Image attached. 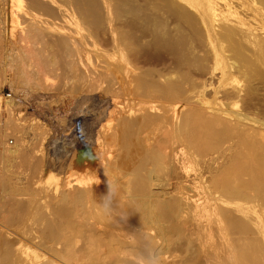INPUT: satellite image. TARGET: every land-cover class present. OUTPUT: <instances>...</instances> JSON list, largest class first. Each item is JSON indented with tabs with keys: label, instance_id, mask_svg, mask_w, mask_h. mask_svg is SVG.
<instances>
[{
	"label": "bare ground",
	"instance_id": "obj_1",
	"mask_svg": "<svg viewBox=\"0 0 264 264\" xmlns=\"http://www.w3.org/2000/svg\"><path fill=\"white\" fill-rule=\"evenodd\" d=\"M240 1V4L244 3L249 6V9H247L248 15L238 20L234 19L233 22L229 23L232 17L239 15L235 13V11L231 12V20L229 19L228 21L227 19L226 22L228 23H224L229 29L226 30L227 27L225 28L224 26L225 29L223 28L224 32L222 35L218 34L219 36L217 38H211L215 42L213 54L214 56L219 54L222 55L226 51L227 46L224 45L226 43L234 52L233 58L239 62V64L241 63L242 71L246 72L248 75H252L253 80L256 78L253 82H258L260 85L263 83L261 86L264 87V36H262L261 32L258 30H252V27L264 29V1ZM188 2H186V0H0V25L5 23L3 21L5 18V20L13 26L16 17H19V13L26 15L25 17H31L30 22L33 21L34 24L24 29V35L28 37V40L30 39L31 43H35L34 45H36V48L40 44L41 53L39 52V48H37L38 50L36 49L40 54L43 52L48 53L49 51L47 52L45 49L47 48V50H49L48 48L50 47V49L53 50H60L61 53L63 47H65V49L68 48L67 50L71 49V45L68 46V44L72 43L81 49L89 47L92 50L96 47V40L98 39L99 32L105 28L106 32L102 30V35L104 32V35L107 37L106 42L110 47L112 45V50L110 51L114 49L115 52H113V54L115 53L114 56L116 55L117 58L116 64L112 65L111 68L108 67L109 65H107V67L111 69L110 71L112 75L114 74L113 76L117 73L116 76H118L119 80L118 78L116 79L119 82L123 79L125 85L122 87L127 96L123 95L126 99L132 96L136 97L134 99L138 101L121 102L122 108L124 110L127 109L126 112L124 111L123 113H127L129 116H122L118 119L115 118V124L111 127L112 131H110V133L108 132L106 136L107 139L109 138L111 140L110 143L117 144L115 145V149L117 146L120 149L119 151L117 150V152L112 151V149L114 150V144H111L112 149L110 148L109 152L111 153L112 151L115 155L113 154L109 157V154V158L107 156L104 159L102 158L104 160L103 163L96 164L95 173L89 180L85 182L82 181V184H80L77 189L72 188L66 191V188V192L62 191V193L64 192L63 194H60V191L58 193L59 196L55 199H53L54 196L52 198L49 197V199L43 196V199H48L47 201L44 200V203L40 202L43 199L37 194L31 197L30 195H32V192L28 195L30 198L25 197L27 200L24 204L20 205L23 207L18 206L19 208L17 207L12 210L9 217H5L6 219L4 218L3 220L1 219V223L17 231L20 239L23 241H30V244L34 243V249L37 250L33 251L29 249L30 252L24 250V247L19 241L14 239L13 241L6 242L1 235L0 264H208V262L211 263L214 259H209L212 255H209V258L207 257L208 255H206L205 258V252H208V254L211 253V251H206V249L208 250L212 247L210 246L211 243H217V237L218 242L221 240L225 246L227 245L225 247V251L227 252L222 253L223 249L221 250V248L220 252L222 254L228 253V256H221L218 249L219 245H216L218 248H215L214 245L213 247L215 249L212 248V252L218 249L216 250L217 253H219L218 255L227 259L226 261L223 260L225 261L222 262L223 264H264V124L260 126V128L263 126V129L258 130L259 127L256 128L251 124L249 125V123L247 125L241 124L239 120L242 115H239L240 117H236L235 115L232 120H226V122L221 124L222 127L220 126V129H215L216 126L213 127L216 121H219L220 117L218 118L217 116L218 119H216L212 117V114H209L208 103L205 100V96H207L205 91L208 89L205 88L204 90V87L200 86L201 82L198 85L196 79L191 77L189 67H186L189 69L182 68H185V64L190 66L188 64H193V62L200 61V58L206 57L205 55L208 50L206 52L202 51L204 47L201 48V44L197 40L199 35H203L204 32V36L206 37L205 41L211 42L210 37L206 33L207 30L205 31L207 27L206 23H204L206 26H203L204 20L202 21V16L196 10L195 11L199 13V15L195 14V12H193L194 9L192 12L189 11L192 9L191 7L193 5L190 4L191 6L189 7ZM200 3L203 4L201 8L204 6L209 13L214 15V4L212 7L206 5L209 3V0H200ZM122 5H125V7L127 6V10H124L126 11V15L129 16H126L125 20L122 19L124 21V28L118 27L117 24V27L111 25L114 19L117 20V11ZM195 6L193 7L195 8ZM198 9L197 7V10ZM124 10H119L120 14L123 12V15L121 14L122 16H125ZM215 16L216 15L210 17L215 19L217 17ZM54 17H59L60 19L68 18V23H65L70 26L72 36H65V38H58V36H55L53 39L52 35L44 33L46 29L49 30L51 26L49 20L52 18L55 19ZM53 19L51 21H53ZM221 19L222 18L219 17L216 18L215 21L218 20V22H222ZM27 23L28 25L30 24L29 19ZM227 24H229L230 27ZM199 25H202V27ZM67 28L69 34V27ZM234 28L241 31L240 33L245 29H249L248 34L245 33L244 35L242 33L245 38L241 36L248 45V49L245 47L246 45H242V42L239 43V41L236 40L235 36L238 34L235 35V32L237 33L238 31H234ZM239 36L237 37L240 38ZM100 37L99 40H101ZM25 38L20 39L19 37L20 40ZM199 39L201 41V37H199ZM241 40L242 39H240V41ZM37 42L39 44H36ZM212 43L213 42L209 44ZM19 45L21 46V44ZM147 45L150 46V49L153 48V51L159 47L161 50L162 48L164 50L165 48L162 47L164 45H166V49L170 47V50L168 49L169 51H165L168 52V54L170 53L171 56L175 55V58L171 57L170 54L167 55L165 52L159 54L161 56L165 54V56H163L164 58L166 55L172 59L174 58L176 67L172 59L171 64H173L175 69L171 68V71L168 72L166 70L169 69V67L164 69L165 67L163 66V70L167 72L164 74L163 72L165 71L160 73L161 71L150 70L151 67L148 68L149 70L147 68L146 70H140L139 68H132L133 70H129L127 67L129 66L130 68V64L131 67H133L135 61V57L133 56L134 58H131L133 61L130 63L128 59V55L130 56L131 54L130 52L135 51V53H138L136 50L143 47H147L146 49L148 50ZM146 49H143L145 53L147 52ZM243 49L251 53L250 58H245L243 56L241 52ZM53 50L51 52H53ZM104 51L106 52V50ZM139 51L141 53V50ZM210 51L213 52L211 49ZM37 52L36 56L39 54H37ZM158 52L157 49L154 53L156 54ZM60 53H58L59 57L61 56ZM111 53L112 52H110V54ZM147 53L149 54V52ZM151 53L153 52H150V54ZM48 54L45 55L48 57ZM50 54L52 56L53 53ZM29 55L32 56V54ZM94 55L95 54H93V56ZM55 56H57V54ZM20 59H22V57ZM33 60H35V58ZM165 60L167 61L169 58L161 60L162 64ZM198 63H201L200 65L204 67L201 61ZM29 64L31 65V63ZM50 64L52 65L54 63ZM127 64L128 66L126 69L131 71L128 72L130 74L124 72L122 68L123 65L125 67ZM179 64H181L180 69L182 68L184 71L177 67ZM195 64L194 67L199 66L198 68H201V71H193L191 68V71L196 72L194 74L202 72V69L205 70V68L200 67L199 64L198 66ZM46 66L49 67V65ZM166 66L170 65L167 63ZM192 66L193 65H191V67ZM196 67L194 70L197 69ZM16 68L17 67H15V69ZM19 68L21 69L22 67ZM100 68L101 70L104 69V67ZM210 69L213 70L214 67ZM234 70L236 71V69ZM10 71L12 70L10 69ZM24 71L27 70L25 69ZM113 71L115 72L113 73ZM237 71L239 72L238 69ZM88 73H91V71L89 70ZM93 73L94 72L91 73L92 79L93 76H95V73ZM123 73L125 74L124 77ZM37 74L39 73L37 72ZM61 74L64 76L66 73ZM83 76L84 75H82V77ZM89 77L90 75H88V78ZM77 78L79 80L80 77ZM96 78L97 74L94 79ZM192 78L195 81H193ZM250 78L251 76H249V79ZM108 79L110 82L109 76ZM160 79H162V81H160ZM115 80L112 84H117ZM221 81L222 80H220V82ZM120 83L118 84L119 86L122 85ZM202 84L205 86L206 83L204 82ZM206 85L205 87H210V84ZM107 88L109 87H105L104 89L106 90ZM248 88L250 89L249 86ZM111 89L112 91L115 90H113V88H110V90ZM237 89L238 87L236 85L235 90ZM135 90L141 92L138 93V91ZM245 90L248 92L247 89ZM252 90L250 91L251 94L257 91L254 89L255 92H253ZM136 92L138 95L134 94ZM219 92L216 93L218 94ZM240 92L241 90L239 93H235L240 95ZM247 92L244 93L247 95L249 94V92ZM116 93L118 92H115V95L118 96ZM213 94L215 95V93ZM123 95L121 96L123 97ZM224 96L227 97V94L223 95V97ZM242 98L239 96V99ZM230 100L233 99L231 98ZM116 103L117 102L114 104ZM118 103H120V101ZM219 103L220 102H218V104ZM230 103V105L237 107L236 102ZM132 105H134V107H132ZM220 105L222 104L220 103ZM227 106L228 105H226V108ZM133 109L138 110L136 111ZM154 109L159 111H154ZM132 110L136 112L135 115L132 114ZM152 110L153 112H151ZM211 111L214 112L216 110L211 109ZM153 114L158 117H156V120L152 119ZM207 114L211 115V117H208ZM245 117L248 118L247 115L244 116V119ZM161 119H165L163 122L166 121L167 127L164 126L166 125L165 123H162L164 124L163 128L167 129H161V135L159 131L158 136L160 137L156 136L154 139L149 137V139H151L147 140V138H144V135H142L144 139L140 138V135L146 130L147 125L150 124L148 133H152L154 129H156L155 122L158 120L161 121ZM221 119H224V117H221ZM108 120L110 121L111 119ZM245 120L242 122L246 123L247 121ZM255 121L257 120L255 119ZM158 123L156 125L160 127ZM220 123L221 120L219 121V124ZM257 126H259V124ZM160 128L158 130H160ZM158 130H155V132H158ZM164 130H166V132H164ZM153 135L152 133V137ZM110 140L105 141L106 143L103 142L105 146L108 144L110 147L108 142ZM105 152L104 150V153ZM225 152L229 153L227 154L228 157L224 156ZM200 168L203 169V173L209 175L208 181H206L207 186L203 181V186L206 187L203 189L204 192L202 197H199L200 200L202 199L199 203H197L199 198L191 201L192 197L190 199V196L183 192L188 196L187 198L190 199L189 204V199L187 200L185 196L184 198L186 200L178 196L180 192L177 193V191L181 190L182 186H179L181 189L178 188L180 182L176 183V181L181 173H184L183 176H185L186 173L189 174V172L200 174L201 171L198 170ZM119 171H121L120 173L122 174H120ZM179 172L181 173L179 174ZM48 185L49 184H47L46 188ZM169 187L172 188V191L177 190V195L176 193H171L172 195L168 194V192L166 193L165 188ZM153 188L159 189V192L155 189L154 192ZM14 191L20 194L22 193L19 192L22 191V189ZM211 203L212 205L214 204L213 210L212 206H210L211 209L209 208L212 211L206 208V204L210 205ZM259 210L263 211L261 214L263 217H260V214L258 215L257 212H259ZM7 213L9 212H6V214ZM211 216H213L214 219ZM210 217L213 219L212 221ZM203 219L207 222H204L206 224L202 223ZM1 223V227H4ZM231 231L234 232L233 234H236L234 239H229L227 236H232V233H230ZM213 232L214 234L216 232L215 235H217L214 243ZM210 237L213 239H210ZM208 238V242L211 240L212 242H209V246H207L209 248L205 247V252L203 251L201 255L199 253L201 251L200 246L204 243L207 244ZM194 241H196V246L199 245V250L194 249ZM221 243L222 242L219 244ZM222 244L220 247H222ZM18 245H20V247L15 248V246ZM9 246L11 247L9 248ZM195 248H198V246ZM22 253L24 255H22ZM213 256L212 258H215V253ZM216 258L217 261H219L217 256ZM214 263L212 262V264ZM220 263L221 262H219V264ZM216 264H218V262Z\"/></svg>",
	"mask_w": 264,
	"mask_h": 264
},
{
	"label": "rangeland",
	"instance_id": "obj_2",
	"mask_svg": "<svg viewBox=\"0 0 264 264\" xmlns=\"http://www.w3.org/2000/svg\"><path fill=\"white\" fill-rule=\"evenodd\" d=\"M191 1H193L194 3ZM224 1L223 0H209V3L206 4V5L211 6V7L214 4L213 5V11L215 13L213 12V14L217 16V17L215 16L216 18H219V17L222 18L221 19L222 22L224 20V22L222 23V22H218V20L215 21L216 18L212 19V17H214V15L209 13V11L204 6H203V8H201V5H203V4L200 3V0L199 1L198 0L197 1L196 0L195 1L194 0H186V2H188V4H189V7L191 5H193V6L196 5L195 8L193 6L191 7L192 9L189 8L190 9L189 11L192 12L194 9L193 12H195V14L199 15V13H200V15L202 16V17L200 16L202 18V21L204 20L203 26L207 25L206 29H205V27H204V29H205V31L207 30L206 33L208 34L210 39L212 37L217 38L219 35L223 34L224 29L227 27L226 24H224V23H228V22H226L227 19H228V21H229V19L231 20V17H232L231 12L235 11V13H238L239 15L236 16L237 18L232 17V20L229 21V23L233 22L234 19L238 20V19H241V17L248 15L247 9H249V6L247 4L246 5L244 3L240 4L241 3L240 0H224ZM195 2H196V4H195ZM197 3L200 5V7ZM218 5H219V7H218ZM197 7L199 8L198 10H197ZM119 8H120L119 10H124V9L127 10L126 9L127 6L125 7V5L124 6L122 5ZM119 10L117 11V14H118L116 17L117 20L114 19V21L111 22V25H114L116 27L118 25V27L124 28V21L123 20H125L126 16H128V15H126V11L124 10L125 16H122L123 12H121V14H122L121 15ZM195 10L199 13H197ZM216 11L218 12V14ZM5 14H4V16H5ZM18 16L19 17L18 18L16 17V19L13 23V26H11L5 20V18L3 19V21L5 23H2L0 25V223H1V219L3 220L5 217L7 218L10 216V213L12 212L13 209L17 208L18 206L23 207L20 205L24 204V202L27 200V198H30L28 195H30L32 192L34 194L32 193V195H30L31 197H34L37 194L40 197H42V199L44 197L45 198L48 197V199H49V197L52 198L53 196H54L53 199H55L59 196L58 193L60 191H61L60 194H63L64 192L62 193V191H65L66 188H67L66 191H68L72 188L77 189V187L79 188L80 184H82V181L85 182V181L89 180L93 176V174L95 173L96 166H97L96 164H99L101 162L103 163V161H104L103 159L106 158V156L108 157L110 154L109 157H111V155L114 154V153H112V151L117 152V150L119 151V149H120L118 146L115 149V147H116L115 145H117V144L113 143L114 144V150H113L111 148V146L113 144L110 143L111 140L109 138L107 139L106 136L108 135V132L110 133V131H112L111 127H113L115 124L114 123L115 118L118 119L119 117H122V116L123 117L129 116V115H127V113H123L124 111L126 112L127 109L124 110L122 108L123 107L122 103H124V102L126 103L128 101L138 102V101H136L137 99H134L136 97L131 96L130 97L131 99L129 97H128V99H126L125 96H127V94L124 92V88L122 87L123 85H125L123 83V79L120 80V82H122V83H120L118 81L119 80L118 76H116L117 73L115 74V76H113L114 74L112 75V73L110 71L111 69H108V67L111 68L112 65L116 64L117 58H116V55L114 56L115 53L113 54V52H115V50L113 49V51H110V50H112V48H111L112 45L110 44L111 45V47H110L109 44L106 42L107 37H106V35H104V32L102 35V30H104L106 32L105 28L99 32L98 39L96 40V47H97V48L95 47L96 51H95V48H93L91 50V48H89V47H86L85 49H81L80 47H77L76 45H74L72 43L73 45L68 44V46L71 45L70 46L71 49L67 50L68 48L65 49V47H63V51H61V53H60V50L50 49L51 47L48 48L49 50H47V48H46L45 50L47 52L49 51L48 52L49 54L53 53L52 54L53 58H52L51 54L49 55L48 53H45V52L40 54L41 53L40 52L41 46L39 47L40 44L38 42L36 44H39L37 46V48H39L40 53L37 52L36 51V49H37L36 45H34L35 43H31L30 39L28 40V37H26L24 35L25 34L24 29L26 27H29L30 25L34 24L33 21H31L33 23L30 22L31 17L27 16L28 17L27 18V17H25L26 15H23L21 13H19ZM210 16H212V17H210ZM120 17H122V18H120ZM205 17H206V19H205ZM25 18H26V20H25ZM54 18L55 19L52 18L53 21H51L52 19L49 20V24L51 26H50L49 30L46 29V31H44V33H46L48 35H52L53 39L55 36L56 37L58 36V38H63V37L65 38V36L66 37L72 36V34L70 32V26L66 24V23H68V20H67L68 18L67 19L66 18L60 19L59 17H54ZM56 18L60 19V20H57ZM28 19H29V23H30L29 25L27 23ZM42 19H44V18H42ZM19 21L20 22L22 21L20 25H19V23H20ZM204 23H206V25ZM53 24H54V26H53ZM26 25H28V26H26ZM227 25L229 26V24H227ZM199 26L202 27V25H199ZM224 26H225V28H224ZM67 27H69V34H68V30H67L68 28ZM227 29H229V28L227 27L226 30ZM245 30L242 31V33L244 35H245V33L248 34L249 29H245ZM252 30H258L259 32H261L262 36H264L263 35L264 29L252 27ZM47 31H48V33H47ZM234 31H238L237 33L235 32V35L238 34L237 36L242 34V33H240L241 31L236 30V28H234ZM243 34L239 36L240 38H238L237 36H235V38H236V40L239 41V43L242 42L241 44L246 45L245 47H247L248 45L243 40V38H245V37H243ZM21 35H22V38H25V37L26 38L23 40H20V39H22ZM60 35H63V36H60ZM18 36L20 37V39ZM102 36H104V37H102ZM99 37L101 40H99ZM199 37H201V41H200ZM48 38H49V36H48ZM197 38H198L197 39L198 42L201 44L200 47L201 48L204 47L202 49V51H204V52H206L207 50L209 51V52L208 51L206 52L207 54L204 53V54H206L205 55L206 57H203L204 59L203 58L199 59L202 62V64H204V67L200 65L201 63L200 64L198 63L200 61H197V62H195L196 64L194 62H193V64H188L190 66H187V64H185L184 65L185 68L184 67H182V68L183 69H189L190 68L191 77L196 79V82L198 83V85L201 82L200 86L204 87V90H205V88L208 89V90H206L207 92L205 91V93L207 95V96H205V100L208 103V105H207L208 111H210L209 114H212V117H214L216 119H218L220 117L219 121L221 120L220 124H219V121L218 122L216 121V124H214L213 127L216 126L215 129L218 130L222 127L221 124L226 122V120H232V118H234L235 115H236V117H240L239 115H242L240 117V120H239V122L241 121V124L247 125L249 123V125L251 124V125L255 126L256 128L259 127L258 130L263 129V126L260 128L261 124H264V122H263L264 121V100H263V98H264V87L261 86V85H263V83H261V85H260V84H258V82L257 83L253 82V81H255L256 78H254V80H253L252 75H248L246 72L242 71L241 63L239 64V62H237L233 58L234 52H233L232 48H229V46L226 45V43L224 44L225 46H227L226 51L222 55L219 54V55L214 56L213 53H214V48H215V44H214L215 42L212 39H211V42H213L212 44H209V43H211L210 41H205L206 37L204 36V32H203V35H201V36L199 35ZM208 39H206V40H208ZM240 39H242L243 41L242 40L240 41ZM18 40H19V43H18ZM243 42H244V44H243ZM19 44H21L22 47ZM24 45H26V46H24ZM30 45H32V46H30ZM107 45H108V48H107ZM149 47L150 46H148V50L150 49ZM162 47L165 48L164 50L162 48L163 51L161 50L160 47L156 48L154 51L152 50L153 48H151L148 51L146 49L147 47H145V48L143 47V48L139 49V50H141V53L139 50H136V52L138 51V53H135V51L130 52L131 53L130 56L128 55V59L130 60V63H132L131 61H133V60H131V58L133 59L134 57H135L134 60L135 61L137 60L136 61L137 63L134 61V63H133L134 66L132 65L133 67H131V64L129 63L131 69L129 68L128 64L125 67L123 65L122 66L123 71L127 72V74H130L128 72H131L129 70H133L132 68H137V69L139 68L140 70H143V69L146 70V68L148 69L151 67L150 70L153 69V70H157L159 72L161 71L160 73H162V71H165V70H163V66L165 67L164 69H167L169 67V69H167L166 71H168V72L171 71L170 69L174 68L173 64H171V59H172L171 57L175 58V55L171 56V54L169 53L171 57H168L167 55H169V54L166 51H169L170 47H167L169 50L166 49V45H164ZM23 48H24V50H23ZM30 48H31V51H30ZM32 48H34V49H32ZM102 48L104 50H106V52ZM201 48H199V49H201ZM143 49H146V51L149 52V54L147 52L145 53V50L143 51ZM157 49L159 52L155 54L154 52H156ZM210 49L213 52H211ZM247 49H248V47H247ZM52 50H53V52H51ZM89 50H90V52H89ZM57 51H59V52H57ZM27 52H29V53H27ZM36 52H37V54L39 53L40 55L38 54L36 56ZM110 52H112V53L110 54ZM150 52H153V53L150 54ZM161 52H163V53L165 52L167 54L166 55L167 58L163 57V56H165V54H163V53H162L163 55L161 56L159 54ZM241 52L245 58L251 57V53L248 52L247 50L243 49ZM58 53L61 54L60 57H59ZM62 53H63V55H62ZM67 53L69 54V57H68ZM91 53H92V55H91ZM22 54H23V56H22ZM29 54H32V56ZM45 54L46 55L48 54V57ZM56 54L58 57L55 56ZM93 54H95V55L93 56ZM12 55H14V56H12ZM156 55H158V56H156ZM104 56H105V58H104ZM21 57H22V59H20ZM34 58H35V60H33ZM56 58H59V59H56ZM168 58L170 61L165 60V61H163V64H162L161 60L168 59ZM174 58L172 59V62L175 60ZM46 60L49 62H47ZM26 61H27V63H26ZM42 61H43V63H42ZM44 62H45V64H44ZM174 62H175L174 65L176 67V61H174ZM13 63H14V65H13ZM19 63H20V65H19ZM29 63H31V65ZM38 63H39V65H38ZM50 63H54V64L51 65ZM145 63H146V65H145ZM167 63L170 66H166ZM22 64H24V65H22ZM183 64H182V66H183ZM194 64L197 66L199 64L200 67L205 68V70L202 69L203 71L198 72L199 74L198 73L194 74L196 72H193V71H201V68H198L199 66L198 67L195 66L197 69L194 70V68H195ZM46 65H49V67ZM103 65H106V66H103ZM107 65H109V66L107 67ZM180 65L181 64H179L177 66L179 69H180ZM191 65H193V66L191 67ZM11 66H13V67H11ZM24 66H26V67H24ZM15 67H17V68L15 69ZM19 67H22V68L20 69ZM100 67H104V69L102 68L103 70H101ZM126 67L129 70L126 69ZM186 67H189V68H186ZM211 67L212 68L214 67V69L213 70L210 69ZM78 68H81V69H78ZM161 68H162V70H161ZM182 68L180 70H183ZM191 68L193 71H191ZM10 69L12 71H10ZM22 69H23V71H22ZM25 69L27 71H24ZM234 69H236V71L238 69L239 72L238 71L236 72ZM61 70H62V72H61ZM63 70H64V72H63ZM89 70L91 71V73L94 72L95 76L97 74L96 79H94L95 76H93V79H92L91 73H88ZM71 71H72V73H71ZM166 71L163 72V74L167 73ZM37 72L39 74H37ZM114 72L115 71H113V73ZM13 73L16 75H14ZM18 73H19V75H18ZM61 73H64V74L66 73V74L65 75L63 74L64 76H62ZM98 73H99V75H98ZM110 73L112 76L110 75ZM86 74L90 75V77L88 78V75H86ZM39 75H41V76H39ZM76 75H77V77H80V78L82 77V75H84V76L81 79L79 78V80H78ZM65 76H66V78H65ZM108 76L110 78V82H109ZM124 76H125V74L123 73V77ZM249 76H251L250 79H249ZM231 77H232V79H231ZM114 78L115 79L118 78V80L116 79L117 82ZM111 79H112V81H111ZM219 79L222 81L220 82ZM96 80H98V81H96ZM104 80H106V81H104ZM114 80H115V83H117V84H114V83L112 84V82H114ZM87 81L90 83H88ZM160 81H162V79H160ZM193 81H195V80L193 79ZM92 82H94V83H92ZM204 82L208 85L210 84V87H208V88L205 87V86H207L206 84H205V86H203L204 84H202V83H204ZM119 83L122 85L119 86L118 85ZM106 84H108L109 86ZM236 85L238 87L237 90L240 89L242 94L244 92H247L245 89L248 90L249 94L246 95V93H244L245 95L243 94V96H244L243 97L241 92H240V95H239L238 93L240 90L239 91L235 90ZM75 86H77V87H75ZM104 86L109 87V88H107L105 90ZM248 86L250 87L251 90L253 87V90H252L253 92H255L254 89L257 90L255 92L256 94L253 92H252L253 94H251L250 93L251 90L248 88ZM257 86L259 87V89ZM124 87H126V86H124ZM127 87H128V85H127ZM93 88H95V89H93ZM110 88H113V90L114 89L115 90L112 91V89L110 90ZM233 89L235 90V92H238L237 93L238 96L234 92ZM117 90H119V91H117ZM108 91H109V93H108ZM135 91H138V90H135ZM135 91H133V92H135ZM230 91H232L233 93ZM115 92H118L119 94L120 93L121 94L119 95L118 93H116L118 95V96H116ZM140 92L141 91H138V93H140ZM216 92H219V93L217 94ZM138 93L136 92L134 94L138 95ZM213 93H215V95ZM228 93L231 95H229ZM234 93L236 94V100H239V101L235 100V94ZM226 94H227V97L224 96L225 97L224 98L223 95H226ZM121 95H123V97ZM251 95L253 98L251 97ZM232 96H234V97H232ZM239 96L241 98L242 97L243 98L239 99ZM231 98L233 100H230ZM213 99H214V101H213ZM119 101H120V103L122 101H124V102H122L120 104V103H118ZM115 102H117V103L114 104ZM218 102H220L222 105H220V103L218 104ZM230 102H234V103L236 102L237 107L234 105H230L231 104ZM223 103H225V104H223ZM226 105H228L227 108H229V109L226 108ZM222 106H224L225 108ZM232 106H234V107H232ZM130 107H131V105H130ZM132 107H134V105H132ZM214 107H216V108H214ZM157 109H154V111H159ZM211 109H215L216 111L212 112ZM133 110H136V109H133ZM133 112H132V114L135 115L136 112L135 111H133ZM151 112H153V110ZM137 113H139V112H137ZM245 115H247V117H248V118L245 117V119H247V120L244 119ZM249 115L254 119H252ZM207 116L211 117V115H208V114H207ZM217 116H218V118H217ZM150 117H151V115H150ZM152 117H153L152 119H154V120H156L158 118L156 115L154 116V114L152 115ZM221 117L222 118L224 117L225 120L221 119ZM108 119H111V120L109 121ZM243 119L247 122L243 123L242 122V121H244ZM255 119L259 122L260 121H262V122L259 123V122L255 121ZM164 120L163 119H161V121L158 120L159 123H158V121L155 122L156 129H154V132H152L154 134L153 137H152L151 132L148 133V130H149L148 127L150 125L148 123L149 125L146 126L147 131L145 130L146 132L144 131V133L140 135V138L141 139L147 138V140H148L149 137H151L152 139H154L156 136L159 135L158 134L159 131H160V135H161V133H162L161 129H167V128H163L164 126L167 127V124L165 123L166 121L163 122ZM162 122L165 123L166 125H164ZM157 123L159 124L158 126H160L161 128L157 127V125H156ZM160 123H161V125H160ZM258 124H259V126H257ZM159 128H160V130H158ZM155 130H158V132L156 131L157 132L156 133ZM164 132H166V130H164ZM145 133H146V136H148V137L145 136ZM147 134H149V135H147ZM142 135H144V138L142 137ZM158 137H160V136H158ZM107 140H110V141H108L110 144V147L108 144H106V146H105V144L103 143ZM110 148L112 149L111 153L109 152ZM104 150L106 151L105 153H104ZM227 154H229V153L225 152L224 156L228 157ZM213 156H214V154H213ZM209 157L211 158L210 155H209ZM209 157H207V158H209ZM215 157H217V156H215ZM198 170L201 171L200 174L194 173V172H191V173L189 172V174L186 173L185 176H183L184 173L179 172V174L180 173L181 174H180L179 178L177 179L176 183L180 182L178 184V188H180L179 186L181 185L182 189L180 188L181 190H178V191L173 190L172 191V188L169 187V188H165V192L166 193L168 192V194H171V193L175 194L176 191H177V193L180 192L182 195L179 193L178 194L179 197H182L183 199H185L188 196H190L189 197L190 199L192 197L191 201H193L194 199L197 200L200 196L202 197L203 192H204L203 189H205L204 187L207 186L206 181H208L209 175L207 173H203L202 168H200ZM120 172L121 171H119V173ZM120 174H122V173H120ZM196 174H197V176H196ZM181 175H182V177H181ZM191 176H193V177H191ZM200 179H201V181H200ZM192 180H193V182H192ZM196 181H197V183H196ZM203 181H204V184L206 186H203ZM173 182H174V180H173ZM47 184H49L48 185L49 188L48 187L46 188ZM68 186H70V187H68ZM183 186H185V187H183ZM17 188L19 190L22 189V191H19V192H22L21 194L14 191V190H18ZM184 188H186V189H184ZM154 189L157 192H159V189L157 190L156 188H153L154 192H155ZM168 189H169V191H168ZM196 190H198V191H196ZM183 192L186 193L188 196L185 195ZM177 193H176V195H177ZM46 195H48V196H46ZM184 196H185V198H184ZM25 197H27V198H25ZM189 198H187V200ZM190 199L188 200L189 204H190ZM44 200L47 201L46 199H43L40 202L44 203L43 202ZM22 201H23V203H22ZM201 201H202V199L200 200V198H199L197 200V203H199ZM206 206H207L206 207L207 209H209L210 206H212V210H213L214 204L213 205H212V203L210 205L206 204ZM212 210H210V211H212ZM6 212H9V213H7L8 215L6 214ZM262 212L263 211H261V210H259V212H257L258 215L260 214L259 215L260 217L262 216L261 215ZM263 215H264V213H263ZM211 217L214 219L213 216H211ZM212 218L210 219L211 221L213 220ZM261 219H263V218H261ZM204 222H206L205 219H203L202 223H204ZM206 223H204V224H206ZM1 224H3V223H1ZM1 226L2 225H0V237L2 235L4 241L10 242V241H13L15 239V240L20 242V244L24 247V250H27L29 252H30L29 249H31L33 251L37 250V249L36 250L34 249L35 248L34 243L30 244L29 243L30 241L28 242L27 240L23 241L22 239H20L19 234L17 233L16 230L12 229L9 226H6L5 224H3V226L6 228L1 227ZM213 227H214V225H213ZM7 228H8V230H7ZM230 233H232V236L227 235L228 238L234 239L236 237V234H233L234 232H232V231ZM213 234H214V232H213ZM213 234H212V236H213ZM215 234H216V232H215ZM215 234L213 236L214 239L212 237H210V239H213V243H214V241L217 240V243L215 242L214 244H212L211 243L212 240H211L209 242L211 243L210 246H212V247H210V248L207 247V246H209V242H208L209 238H208L207 239L208 245L206 243H204L205 245L204 244L201 245L200 246L201 251L199 253L202 255L203 251L205 252V247L209 248L210 250L206 249V251H211V253L208 254V252H205L206 254L204 257L206 258V255H208L207 257L209 258L212 255L211 258H209V259H214V261L209 260V261H211V263L208 262V264H212V262L213 263L218 262V264H219V262H221L220 264H223L222 262H225L227 259L220 257V255H218L219 253H217L216 250L219 249V252H220L223 249L222 253H224V252L226 253L227 251H225V247L227 245L225 246L223 241H221L219 239L220 242H222L224 244L223 245L221 243L222 247H220L221 244H219L220 242H218V237L216 238L217 235H215ZM215 238H216V240H215ZM194 243H193L194 249L199 250V245H197L198 248H195V247H197L196 241H194ZM214 245H215V248H218V247L219 248L216 249L215 252H214V250L212 252V248H214L213 247ZM216 245H219V246L217 247ZM10 247L11 246H9V248ZM16 247L19 248L20 245L15 246V248ZM220 248H221V250H220ZM214 253H215V258H212V257H214L213 256ZM222 253H221V256L222 255L228 256V253L227 254H222ZM20 255H21V253H20ZM22 255H24V254L22 253ZM45 255H43V256H45ZM216 256L219 258V261H217ZM226 258H228V257H226ZM215 259H216V261H215ZM223 260H225V261H223ZM216 263H214V264H216Z\"/></svg>",
	"mask_w": 264,
	"mask_h": 264
}]
</instances>
